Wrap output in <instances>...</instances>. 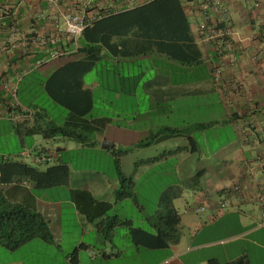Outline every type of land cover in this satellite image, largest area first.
<instances>
[{
	"label": "crops",
	"instance_id": "0c3cea01",
	"mask_svg": "<svg viewBox=\"0 0 264 264\" xmlns=\"http://www.w3.org/2000/svg\"><path fill=\"white\" fill-rule=\"evenodd\" d=\"M50 1L0 0V120L8 121L0 122V162L27 163L25 157L47 164L46 169L61 161L69 166L70 177L66 184L40 187L26 179L2 181L0 171L1 196L43 214L54 236L52 242L34 238L15 251L0 244V264H208L212 258L225 263L243 257L250 264H264V0H222V10L213 18L206 16L203 0H182L201 51L200 62L194 64L158 51L137 54L146 41L137 32L115 37L121 54L103 49L83 76V87L93 93L91 111L75 119L89 135L84 143L42 133L22 141L16 124L33 125L38 118L45 125L51 118L19 97L36 114L32 120L12 118L7 105L11 90L16 88L18 96L19 82L36 68L47 72L45 90L53 72L85 58L77 53L79 39L77 45L64 36L58 45L67 54L48 59L51 47L41 44L40 37L53 31L52 18L61 19L68 7L85 5L88 15L131 9L121 0ZM149 1L139 0L135 7ZM203 24L228 26L230 48L206 40ZM38 59L46 61L34 67ZM102 61L113 62V70L101 65L106 73L87 83V74ZM70 117L68 111L63 124ZM249 120L261 128L248 125ZM170 131L178 132L143 144L154 133ZM219 131H230L233 137L212 148ZM121 151L117 168L115 153ZM64 152L81 159L91 154L106 164H82L78 170L77 161L64 159ZM41 155L50 157L40 160ZM119 173L131 177L134 198L116 199ZM168 191L180 222L174 241L168 238L164 244L153 235L163 223L161 199ZM148 199L154 205L151 212L143 204ZM135 213L143 224H136ZM114 216L130 224L116 226L109 240L97 225ZM134 227L147 234L133 239ZM219 227L228 234L219 235Z\"/></svg>",
	"mask_w": 264,
	"mask_h": 264
},
{
	"label": "trees",
	"instance_id": "16d2710c",
	"mask_svg": "<svg viewBox=\"0 0 264 264\" xmlns=\"http://www.w3.org/2000/svg\"><path fill=\"white\" fill-rule=\"evenodd\" d=\"M99 13L100 17L88 26L79 38L80 47L77 53L83 52L85 58L75 59L62 65L45 83L47 95L69 111L71 115L69 121L62 125L53 121L47 125H41L36 118L33 125L27 122L16 124V130L22 141L27 135L42 133L46 138L53 135H65L79 143H84L89 135L82 131L81 125H75V119H80L91 111L93 93L90 89L83 87V76L95 67L102 56L103 49L115 55L121 54L119 45L114 40L115 37H123L135 32L145 37V45L137 51V54L158 51L184 64H194L201 60V51L195 42L182 0H151L135 8L117 12L104 9ZM57 46L61 48L60 45L57 44ZM40 111L41 109H38L37 117ZM177 132L170 131L163 135L159 132L154 133L143 141V144H151L159 138L172 136ZM120 153L123 151L115 153L117 168H120L118 159ZM0 171L2 181L26 179L40 187L66 184L70 177L69 166L61 161L46 169H40L19 160H7L0 162ZM119 178L116 199L134 198V182L131 177L119 173ZM161 200L163 212L160 213H163L161 214L163 217L160 219H163V223H158V233L153 237L167 244L168 238L172 242L178 235L180 216L172 204L171 191L165 192ZM166 211H169V215H165ZM120 224L129 225L130 222L114 216L99 222L97 228L110 240L115 227ZM140 233L147 234L140 228H132L133 239L136 240ZM34 238H41L47 242L53 241L54 236L49 221L43 214L26 205L13 203L3 198L0 191V244L10 251H15ZM208 264H250V262L246 257L225 263L212 258Z\"/></svg>",
	"mask_w": 264,
	"mask_h": 264
},
{
	"label": "built area",
	"instance_id": "2783aa9c",
	"mask_svg": "<svg viewBox=\"0 0 264 264\" xmlns=\"http://www.w3.org/2000/svg\"><path fill=\"white\" fill-rule=\"evenodd\" d=\"M124 2L125 8L135 7L139 0H121ZM205 2V14L208 18H213V15L217 14L222 10V0H203ZM51 5H54L55 1H50ZM89 7L87 5L81 7L79 10H73L68 7L62 14L61 19L53 17V31L51 33H46L40 37V42L43 45H48L50 52L48 59L57 58L67 54V50L57 46L58 41L67 36L72 39L78 45V39L83 34L84 30L92 25L99 17L100 13L96 15H88ZM202 29L205 34L206 40L210 42H215L217 45L221 46L224 50H227L231 46L230 37L231 29L226 26H219L218 24H203ZM78 47V46H77ZM221 48V49H222ZM261 52V51H260ZM259 53L255 54V59L258 58ZM45 59H38L33 63L34 67H39L45 63ZM215 73L217 76L221 75V69L217 66L215 68ZM8 108H10L9 115L14 119H25L32 120L36 114L34 108L23 105L17 96V89L13 88L11 90V97L7 101ZM3 115L0 112V117ZM250 126L261 128V124L257 121H246ZM264 125V120H263ZM264 132V131H263ZM50 155L39 156L40 160H47Z\"/></svg>",
	"mask_w": 264,
	"mask_h": 264
},
{
	"label": "rangeland",
	"instance_id": "374dc122",
	"mask_svg": "<svg viewBox=\"0 0 264 264\" xmlns=\"http://www.w3.org/2000/svg\"><path fill=\"white\" fill-rule=\"evenodd\" d=\"M112 64L113 62H105L102 61L100 63V65H98V68H96L94 71L90 72L87 74L86 76V82L90 83L94 80L97 79H101L103 76V73L105 74V68H103L102 66H108V68L112 69ZM102 65V66H101ZM46 70H42L41 68H36V69H32L31 71H29L25 77H23L21 79V81L19 82L18 85V97L20 98V100L24 103H29V104H34L37 105L41 108H43L48 116L51 119H47L48 120H54L56 123L58 124H63L65 122V119L67 117V109L64 108L63 106L55 103L51 98H49V96L47 95V93L45 92L44 88H43V80L45 78L46 75ZM97 94V91H96ZM48 117V118H49ZM0 122H8L7 120H0ZM45 123V125H47L48 123ZM3 125L0 126V128H2ZM232 134L230 131H219L218 132V137L216 139V141H214L213 137H212V148H214L215 146H218V148L224 144L225 142H227L228 140H230L232 138ZM64 159L66 157L71 158L75 161H77L76 164V168H79L78 170H80V168L85 164V165H89V166H93L96 168H99L98 166L101 165H105L106 163H103L104 161H99V158L97 156H92L91 154L86 157V158H79L77 157L78 155L75 154V152H70L68 153H63ZM23 158V157H22ZM27 163L31 164V165H36L37 167L44 169L47 164L44 163H35L33 162L31 159L29 158H23ZM99 161V162H98ZM51 163H55V161H52ZM99 164V165H98ZM107 167V165H106ZM113 168H112V173H113ZM107 172L109 171V168L107 169ZM186 200H190L189 197H185ZM185 201V200H184ZM143 204H145L146 206V210L148 212H151L154 209V205H153V201L151 200H146L143 201ZM126 208V207H125ZM135 219H136V224H143V221L141 222V219H143V217H141L140 215H138L137 213H135ZM122 229L121 231H125V228H120ZM219 235H226L228 234L227 231L222 230L221 227H219V229L217 230ZM187 233L189 234V230H187Z\"/></svg>",
	"mask_w": 264,
	"mask_h": 264
}]
</instances>
